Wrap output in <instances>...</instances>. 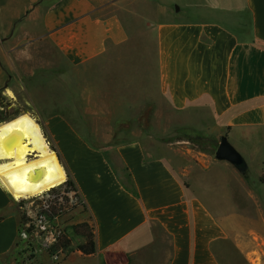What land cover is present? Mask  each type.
<instances>
[{"label":"crops","instance_id":"crops-1","mask_svg":"<svg viewBox=\"0 0 264 264\" xmlns=\"http://www.w3.org/2000/svg\"><path fill=\"white\" fill-rule=\"evenodd\" d=\"M41 1L0 0V89L11 37L84 70L81 93L68 85V101L41 110L96 253L71 239L59 259L29 262L0 180V264H264V0ZM222 136L250 175L199 147Z\"/></svg>","mask_w":264,"mask_h":264},{"label":"rangeland","instance_id":"rangeland-1","mask_svg":"<svg viewBox=\"0 0 264 264\" xmlns=\"http://www.w3.org/2000/svg\"><path fill=\"white\" fill-rule=\"evenodd\" d=\"M56 1L57 0H43L40 2V4L44 6L42 9H49L55 5ZM1 2H3V0H1ZM18 3L19 0H13V9H15ZM37 5H39V2L30 5V7L26 9V13L32 12L35 7H37ZM177 16L178 18L185 17L184 14L182 15L180 13H178ZM9 40L10 46L13 48L11 52L13 57L11 60L12 65L7 63L6 66L12 70V76L6 82L8 89H0V124L13 120L22 114H30L41 126L43 133L50 147L52 148L54 147L52 138L47 129L43 126L44 119L47 118V116L52 115V112H44L41 109H52L53 103H64L63 101H68V85L76 95L81 93L85 86L84 70L68 69L59 63L53 65L52 62L55 60V56L53 58L54 54L47 52V50H43V46L38 44L37 41L30 42L26 40L28 41L26 42L21 41L20 39L17 40L16 38L12 39V37ZM22 52H30V55L27 57L17 56L18 53ZM55 69L60 71L55 72L57 73L58 79L52 78ZM64 71L70 73L71 75L69 78L67 76V81L65 78H61L63 75H66V72ZM183 134L184 133H180V135ZM178 136L179 133H174L172 139H175ZM218 145V143L212 144L207 142H199V147H203L204 150L211 152L212 156H214ZM55 189L58 191L52 193L49 197L47 196V193L49 192H46L40 196L32 197L30 199L16 200L14 197L13 199L19 208L21 217H28L30 211L35 210L37 205L40 204L41 199H49L50 202L54 201L55 203L62 202L64 214L58 219H53L50 221V225L53 228H59L62 233L71 238L74 241L75 246H77L80 243L81 236L74 231V227L75 225L79 224L78 221L81 218L84 221L88 218L83 216L84 210L82 206L78 205V203L75 201L74 192L65 193L67 186L64 184L61 187ZM59 193H61V195ZM58 194L61 196L60 198H57ZM89 227L91 226L89 225ZM20 245V248H22L23 251L28 254L29 262L34 263L36 253L41 250L40 243L36 239L31 241L20 239Z\"/></svg>","mask_w":264,"mask_h":264},{"label":"bare ground","instance_id":"bare-ground-1","mask_svg":"<svg viewBox=\"0 0 264 264\" xmlns=\"http://www.w3.org/2000/svg\"><path fill=\"white\" fill-rule=\"evenodd\" d=\"M66 179L56 152L30 114L0 124V180L14 199L40 196Z\"/></svg>","mask_w":264,"mask_h":264},{"label":"trees","instance_id":"trees-1","mask_svg":"<svg viewBox=\"0 0 264 264\" xmlns=\"http://www.w3.org/2000/svg\"><path fill=\"white\" fill-rule=\"evenodd\" d=\"M230 29L234 32H240L239 29L235 26H230ZM243 33V31H241ZM52 150H54L56 152L55 147H52ZM61 163L62 159L61 157L58 155ZM68 179L67 181L64 183L65 186H67V189L65 191V193H69V192H74V199L75 201L78 203V205L80 206H84V203L79 195L78 192V188L75 184V182L73 181V179L71 178L70 174L68 173ZM261 180L264 181V174L261 177ZM58 190L53 189L51 191H49V193L47 194H52L54 192H57ZM61 195V193H59ZM58 194L57 198H60L61 196ZM59 201V200H58ZM50 205V210H51V217H55V216H62L64 214V207H63V203H55L54 201H51L49 203ZM27 221V217L22 216L21 220H20V228H19V236H20V232H21V227L22 225ZM74 231L80 235L81 237H83L85 239V241L81 244H78L76 246V249L80 252H82L85 255H92L96 253V243H95V234L94 231L91 227H89L88 223H79L77 225H75L74 227ZM21 239V238H20ZM20 245V241L17 244V247L19 248ZM72 240L71 238L67 237L65 234H62L59 238L58 243L51 249L50 253L51 254H56L58 251H61V254H66L67 252H69L70 250H72Z\"/></svg>","mask_w":264,"mask_h":264},{"label":"built area","instance_id":"built-area-1","mask_svg":"<svg viewBox=\"0 0 264 264\" xmlns=\"http://www.w3.org/2000/svg\"><path fill=\"white\" fill-rule=\"evenodd\" d=\"M49 197L50 194H47ZM50 200H42L37 205L35 210H31L27 217V221L22 225L20 238L22 240H37L41 250L51 251V249L58 243L60 236L63 234L59 228H53L50 221L58 219L60 216L51 217ZM56 259H59L61 251L56 254Z\"/></svg>","mask_w":264,"mask_h":264},{"label":"water","instance_id":"water-1","mask_svg":"<svg viewBox=\"0 0 264 264\" xmlns=\"http://www.w3.org/2000/svg\"><path fill=\"white\" fill-rule=\"evenodd\" d=\"M177 10H179V8H177ZM213 159L215 162L218 163H228L242 176L250 175V167L247 160L234 147V145L229 141L227 136L221 137L220 143L214 154Z\"/></svg>","mask_w":264,"mask_h":264}]
</instances>
